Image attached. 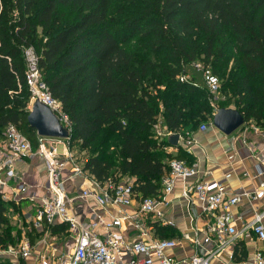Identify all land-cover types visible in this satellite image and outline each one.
I'll list each match as a JSON object with an SVG mask.
<instances>
[{
  "label": "trees",
  "instance_id": "trees-1",
  "mask_svg": "<svg viewBox=\"0 0 264 264\" xmlns=\"http://www.w3.org/2000/svg\"><path fill=\"white\" fill-rule=\"evenodd\" d=\"M27 47L68 117L70 149L88 153L84 169L101 182L133 179L144 197L160 195L171 159L193 163L180 143L168 151L158 122L187 139L233 107L264 129V0H0V138L12 123L36 149ZM11 210L0 190V250L20 241Z\"/></svg>",
  "mask_w": 264,
  "mask_h": 264
},
{
  "label": "built area",
  "instance_id": "built-area-1",
  "mask_svg": "<svg viewBox=\"0 0 264 264\" xmlns=\"http://www.w3.org/2000/svg\"><path fill=\"white\" fill-rule=\"evenodd\" d=\"M25 58L26 79L31 93L30 108L39 95L41 100L58 115L64 126L71 131L68 117L61 103L52 97L43 79L39 57L33 47L25 49ZM195 67L198 70L203 69L200 63L195 64ZM205 76L210 92L217 94L221 83L219 78L212 75L210 71H207ZM208 127L209 125L203 124L200 130ZM155 130L161 139L169 138L173 134L161 122L155 125ZM38 139V148L34 149L32 142L17 125L12 123L6 127L0 138V190L4 193L5 200L18 202L28 191L29 185L18 172V164L22 160L27 157H39L46 163L47 170V192L37 201L35 213L32 214L29 225L23 229L18 250H13L16 254H21L23 257L30 256L32 245L29 233L37 230L43 235H51V227L59 223L66 225L68 234L74 237L75 242L70 253L57 256L58 264H179L168 256L167 250L177 247L181 240H190L198 246L213 244V248L209 251L195 252L186 260L187 264H211L214 257L220 255L239 237L254 232L260 240H264V211L257 212L251 222L247 223L242 230H238L232 207L242 200V195L230 193L223 180L199 179L194 183L186 182L199 174L198 164L195 162L171 159L169 172L162 179L160 195L144 197L135 191L133 179L123 178L118 181L109 179L101 182L90 175L71 152L68 146L70 138L38 135ZM60 139L66 141V153L61 154L57 148L56 141ZM192 142V138L186 139L180 135L179 143L183 147L186 146L187 151L190 150L189 145ZM252 151L255 155L261 154L264 157V145L263 147L254 146ZM69 165L72 172L69 178L74 176L83 178V189L74 196L68 193L66 187L68 178L66 171ZM257 167L259 173L263 174L262 165L259 164ZM177 179L184 181L183 195L187 201L193 205L201 202L202 212L208 217L202 239L189 233L182 234L180 238L153 236L152 221L164 218L165 213L161 206L167 204L166 195L174 189ZM12 180L15 184H11ZM263 195L264 183L254 197L259 198ZM88 199H93L98 208L106 209L109 206L119 208L121 214L106 218L94 211L92 219L85 220L78 217L73 212V203ZM129 207L134 209L129 211ZM124 222L133 224L137 238H129L122 229ZM254 258L255 264H264V253L261 251H257ZM42 264H50V258L46 256Z\"/></svg>",
  "mask_w": 264,
  "mask_h": 264
},
{
  "label": "crops",
  "instance_id": "crops-1",
  "mask_svg": "<svg viewBox=\"0 0 264 264\" xmlns=\"http://www.w3.org/2000/svg\"><path fill=\"white\" fill-rule=\"evenodd\" d=\"M190 138L193 142L189 145L188 153L192 156L191 160L198 164L199 174L186 182L194 183L199 179L223 180L230 193L242 195V200L232 207L236 227L242 230L253 220L257 212L264 211V195L259 198L254 197L264 183V173L260 174L257 167L261 164L264 168V157L261 154L255 155L252 151L254 146L263 147L264 129L258 127L255 122H248L227 135L211 124L205 130L199 129L192 133ZM59 145L62 147L60 148ZM59 145L57 146L59 152L66 153L65 143ZM168 151L176 154L177 148L172 146L168 148ZM70 169L71 165L66 171V177H68L66 187L68 193L74 196L83 189V178L77 176L69 178L70 174L72 175ZM18 172L29 185L28 191L18 202L12 201L17 205L19 221L12 220V224L20 231L21 241L22 231L29 225V220L35 213L37 201L47 192L46 163L39 157H27L18 164ZM11 184H15L14 180ZM183 190L184 181L177 179L174 189L166 195L167 204L161 206L165 213L163 219L168 223L163 219H153L152 224L175 227L179 233L176 238L189 233L202 239L208 217L202 212V203L190 204L184 197ZM72 206L73 212L85 220L92 219L94 211L106 218L121 214L120 209L116 207L98 208L93 199L77 200ZM128 209L132 211L134 208ZM122 229L130 239L137 238V232L131 222H124ZM153 236L161 237L156 232L155 226ZM29 239L32 245L30 256L23 257L13 252L18 250L19 241L14 247L0 250V260L9 259L14 264H42L47 256L50 258V264H58L57 256L70 253L75 242L74 237L68 234L66 225L60 223L51 227V235H43L41 231L35 230L29 233ZM212 248L211 243L198 246L190 240H181L177 247L167 250V254L179 264H187L186 260L195 252L205 253ZM257 251L264 253V240H260L254 232H251L250 235L239 237L230 244L220 255L212 259L211 264H255L254 257Z\"/></svg>",
  "mask_w": 264,
  "mask_h": 264
},
{
  "label": "water",
  "instance_id": "water-1",
  "mask_svg": "<svg viewBox=\"0 0 264 264\" xmlns=\"http://www.w3.org/2000/svg\"><path fill=\"white\" fill-rule=\"evenodd\" d=\"M28 115V121L40 136L55 138H71V131L64 126L58 115L44 103L40 96L33 102ZM246 123L244 115L233 107H220L217 109L212 125L223 133L230 135ZM180 134L170 135L172 146L179 145Z\"/></svg>",
  "mask_w": 264,
  "mask_h": 264
},
{
  "label": "rangeland",
  "instance_id": "rangeland-1",
  "mask_svg": "<svg viewBox=\"0 0 264 264\" xmlns=\"http://www.w3.org/2000/svg\"><path fill=\"white\" fill-rule=\"evenodd\" d=\"M219 93V92H218ZM218 93L216 94L218 96ZM219 99H222L221 96H219ZM47 137H50V136H47ZM66 141L64 139H61V140H57L56 143H57V146L59 144H63L65 143ZM69 146V145H68ZM59 147L61 148L62 145H59ZM72 153L75 155V157L78 159L80 165H83L84 166V163H85V159L88 155L87 151H82L80 149V146L79 145H75L73 148H72ZM47 173V172H46ZM23 194V193H22ZM10 201H14V200H10ZM18 211H14V210H11L10 211V215H11V220L17 222L18 221ZM19 222V221H18Z\"/></svg>",
  "mask_w": 264,
  "mask_h": 264
}]
</instances>
